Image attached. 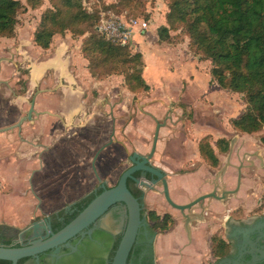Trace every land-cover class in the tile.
Listing matches in <instances>:
<instances>
[{
	"label": "rangeland",
	"instance_id": "1",
	"mask_svg": "<svg viewBox=\"0 0 264 264\" xmlns=\"http://www.w3.org/2000/svg\"><path fill=\"white\" fill-rule=\"evenodd\" d=\"M170 1L82 0L83 8L96 15L99 24L103 18L116 17L147 21L146 33L141 35L136 27L129 45L133 52H141L142 77L150 88L132 90L126 76L133 68L104 73L106 68L97 59L98 55L82 51L83 42L95 31V26L83 35L73 34L69 29L58 32L49 49H43L35 45L34 33L44 13L55 10L59 1L20 0L22 6L13 35L0 36V129L16 124L27 114L34 95L46 85L43 81H49L46 87H56L54 93L44 94L43 99L58 91L56 85H61L58 81L64 80L57 67L49 66L37 80L39 84L32 83V72L40 64L60 56L76 80L87 81L83 89L72 93L69 110H74L75 115L71 126L65 129L59 124L57 129H49L52 124L46 123V132H41L42 147H45L43 143L48 144L47 148L56 145V161L52 155L54 150H41V155L36 152L35 157L49 159L50 169L47 175L40 176L38 188L31 187L27 180L0 179L2 192L14 193L20 188L28 195L39 196L32 197L34 201L31 209L23 214L22 224L51 215L99 185L92 164L97 151L109 142L113 128L112 143L100 152L95 165L101 182L114 186L120 174L131 166L128 156L132 152L141 156L149 154L157 122L162 126L151 162L166 172L174 201L190 202L215 189L219 193L234 190L241 176L237 193L223 201L215 198L205 201L208 206L205 221H194L191 239L184 230L181 211L166 202L162 187L156 186V191L145 189V208L154 209L160 215L168 211L174 218L173 227L155 237L157 264H182V261L208 264L211 261L209 236L216 230L222 234L227 216L239 220L264 211V126L256 132L245 133L233 125L246 111V96L219 85L212 75V60L192 48L184 24L171 27L167 39L160 38V26H169ZM107 67L113 69L111 65ZM56 98L64 99L63 92ZM25 126L32 130V136L28 134L32 141L33 135L39 133L34 128L36 123L27 122ZM16 132L17 128L0 131V147L6 151L5 164L18 163L16 154L12 153L17 142L7 138ZM220 138L230 142L228 153L218 151L216 141ZM201 141L213 146L220 160L217 167L201 155ZM11 184L16 185L15 190ZM163 246L170 247L164 250Z\"/></svg>",
	"mask_w": 264,
	"mask_h": 264
},
{
	"label": "trees",
	"instance_id": "2",
	"mask_svg": "<svg viewBox=\"0 0 264 264\" xmlns=\"http://www.w3.org/2000/svg\"><path fill=\"white\" fill-rule=\"evenodd\" d=\"M58 1L55 10L46 11L42 16L34 33L35 45L48 49L58 32L69 29L73 34L83 35L84 31L95 26V31H91L83 42L82 51L92 56L97 54V59L106 68L104 73L124 67L133 68L126 76L131 89L149 90V84L142 77L141 52H133L130 45L107 39L98 30L97 16L83 8L82 0ZM21 6L20 0H0V36L13 35ZM169 8V26H160V38L167 39L171 27L184 24L191 37L192 48L212 60V75L219 85L246 96V111L233 121V125L245 133L260 130L264 126V0H171ZM91 74L94 75L93 72ZM216 146L220 152L226 153L230 142L220 138ZM199 150L211 166L219 165L220 160L211 143L201 141ZM103 190L100 188L95 194L75 202L69 210L52 214L55 218L54 230L58 231L68 224ZM142 214L150 217L153 228L159 233L168 231L174 224L171 214L161 216L155 211L146 213L144 210ZM92 236L94 239H105L103 249L108 253L106 258H96L92 262L110 264L122 234L114 236L106 230L97 229ZM211 240L213 252L220 253V246H224L222 237L214 234ZM132 256L130 253L127 264ZM10 263L0 260V264Z\"/></svg>",
	"mask_w": 264,
	"mask_h": 264
},
{
	"label": "flooded vegetation",
	"instance_id": "3",
	"mask_svg": "<svg viewBox=\"0 0 264 264\" xmlns=\"http://www.w3.org/2000/svg\"><path fill=\"white\" fill-rule=\"evenodd\" d=\"M132 155L129 156V159L131 161V166L129 167H132L134 165V162L131 160ZM150 165L157 168L163 174V177L160 178L155 174H151L149 172H144L141 170L133 172L132 175L138 179H142L145 177L153 185V188L140 186L138 185L137 182H135L131 178H128L127 180L128 188L131 190L134 196H136L139 199L141 203L142 206L141 213L143 210L146 211V213H148L149 211H155L154 209L147 210V208H145L143 205L144 188L150 189L151 191H156V186H161L162 187L161 194L163 195L166 202L171 207H173L167 201L164 195V187L162 184V180L163 178L167 179V175L165 171H163V169L160 166L151 162V160H150ZM103 185H105V188L109 187L103 182H100L98 187L94 189V191L87 194L86 196H89L90 194H95L100 188H103L102 187ZM169 185L170 184L168 182V189H169ZM169 193H170V189H169ZM206 200L207 199H205L203 202L199 204H196L190 210H185V212L181 211L184 220L183 227L189 239H191L193 234V230L191 228H193L194 221L200 222L205 220V214L208 208V206H206L205 203ZM179 204H185V203H179ZM71 207L72 205H69L63 208L62 210H69L71 209ZM109 213H111V215L117 221L118 220L120 221L122 218H124L125 219L124 225L126 226V222H127L126 205L121 201L116 202L107 210V212L103 216L98 218V220L89 227V229H91V234H88L87 232L80 233L75 237H73L72 239L68 240L65 244L60 245L58 249H49L47 251H44L40 253L37 258L36 257L23 258L25 260L21 264H94L92 262L93 259L96 258L98 259L100 257L106 258L108 253L105 252V250L103 249L104 247L103 243L105 239L103 237L94 239L92 236L93 232L96 231L97 229H103L111 233L112 235L117 236L119 234L123 235V232L125 230V226H124L123 232L120 233L119 230H115L114 228H107L101 223L103 218H105ZM165 214H171V213L165 211L163 215ZM51 215L48 216L50 218L49 222L51 223L53 231L57 232L54 230L53 227L55 218H53ZM115 215H117V217ZM144 217H146L148 223L147 225L144 223L140 227L136 242L130 252L132 253L133 256L129 264H145L146 262H152L153 264H157V258L155 255V248H154L155 237L157 235H161L162 233L157 232L153 228V221L150 219V217L147 216ZM225 220L226 221L224 223L223 230L221 232L222 234H219L218 233L219 231L214 233L222 237V240L224 241V246L222 245L220 246L219 249L220 253L218 254L214 253L212 249V240H211V237L214 234L210 237L209 247H210L211 261L208 264H264V211L257 212L248 218L246 217L245 219H239L237 220V222L231 221L232 220L231 215L227 216ZM19 234H20L19 231L2 229L0 230V242L5 243L6 245H11L13 240H17L19 238ZM28 235L29 232H27L25 236L27 237ZM21 260H19L18 263Z\"/></svg>",
	"mask_w": 264,
	"mask_h": 264
},
{
	"label": "water",
	"instance_id": "4",
	"mask_svg": "<svg viewBox=\"0 0 264 264\" xmlns=\"http://www.w3.org/2000/svg\"><path fill=\"white\" fill-rule=\"evenodd\" d=\"M34 100L35 98H33L32 101L30 102V108L26 116L21 117L16 124L6 127L5 129H0V131L13 129V128H20L24 121L32 120L33 113L35 112ZM161 126L162 124L160 122H157L153 143L149 154L146 156H141L135 151L132 152L130 155L133 154L131 160L134 162V165L132 167L127 168L120 174L121 176L118 182L114 186L105 188V185H103L102 187L104 188V190L101 193L97 194L74 219H72L68 224H66L63 228H61L57 232L53 231L51 223L49 222L50 218L48 216L33 221L27 228L23 230L16 229L6 224H0V230L3 229V230L20 232L19 238L17 240H13L11 245H6L5 243L0 242V260H7L11 262L10 264H17L18 261L23 258L26 257L37 258L38 255L44 251H47L49 249H58L60 245L65 244L68 240L72 239L73 237H75L80 233L87 232L88 234H91V229H89V227L92 224H94L98 220V218L103 216L113 204L121 201L125 203L127 208L126 226L124 225L125 224L124 218H122L120 221L119 220L117 221L111 215V213H109L105 218H103L101 223L107 228H114L115 230H119L120 233L123 232L125 226V230L118 244V247L115 251V254L112 258L111 264H127L129 254L136 242L140 227L144 223L146 225L148 223L146 217L142 216L141 213L142 206L139 199L136 196H134V194L128 188L127 180L128 178H131L135 182H137L138 185L140 186L153 188V185L145 177L142 179L135 178L132 175L133 172L141 170L144 172L155 174L160 178L163 177V174L157 168L150 165V160L154 156V153L157 149L159 131ZM113 135H114V128L109 142L103 145L97 151L93 160L92 167L99 182H101L102 179L100 178L97 172L95 162L100 152L107 145L112 143ZM240 180H241V176L239 174L238 184L234 190H224L222 193H219L218 190L215 189L209 193L199 195L192 201L185 204H179L173 201L169 193L168 182L166 178H163L162 184L164 187V195L167 201L174 208L182 212H185V210H190L193 206L203 202L205 199L215 198L218 200H224L229 195L237 193L240 188ZM103 183L105 184L104 181ZM97 187H95L94 189H96ZM94 189L92 191H94ZM145 189L146 188L143 189V193ZM82 198L78 199L77 201L81 200ZM75 202L69 205H73ZM63 208L57 211H60ZM231 221L237 222V219H232ZM27 232H29V235L26 237L25 235Z\"/></svg>",
	"mask_w": 264,
	"mask_h": 264
},
{
	"label": "crops",
	"instance_id": "5",
	"mask_svg": "<svg viewBox=\"0 0 264 264\" xmlns=\"http://www.w3.org/2000/svg\"><path fill=\"white\" fill-rule=\"evenodd\" d=\"M146 31H140V34H145ZM134 37V35H133ZM49 49V48H48ZM59 49L62 51L63 47H59ZM60 62L58 61L56 63V59L52 58L48 61H53L54 64L49 65L51 67H57L55 69L60 70V76L61 79L64 81H58L61 83V85L58 83L56 85L59 87L58 91L55 92V94H49L47 99H43L42 96L46 93H54L55 86L54 87H46L47 84H49V81H43L44 85L42 88L39 89L37 95H34V109L35 112L33 114L32 120H26L22 123L20 128H17V132L15 134L10 133L7 135V138L11 139L12 141H16L18 145L17 147H14L12 149L13 155L16 154V158L18 160V163L16 165L12 164V162H9L8 164H5L3 161V157L6 155V151L4 152L3 148L0 147V179L1 181H13L18 182L19 180H27L28 183H30L31 187L38 188L39 181L42 180L40 176L47 175V171L50 172L48 161L49 159L41 158V156H34L36 152L41 155V150H54L53 160L56 161V154H55V148L51 144V147H46L48 144L43 143L45 147H42L41 142L39 140L41 139V132L45 131L47 127L45 124H52V127L50 126L49 129H52L55 127L57 129L58 125L64 126L65 129H68V127L71 126V124L74 122V110H69V103L71 99H73L72 93H76L79 91V88L83 89L82 87L86 86L87 81H80L76 80L75 76L71 74L69 70H66V64L63 59H61L60 56H58ZM55 59V60H54ZM47 61V62H48ZM44 64V63H42ZM57 64V65H56ZM63 64V67L60 66ZM48 66V67H49ZM46 67V68H48ZM86 71V70H85ZM83 71V73L85 72ZM80 76V74H79ZM40 78V77H39ZM82 80V79H81ZM40 81L33 82V84L38 85ZM56 82V81H55ZM65 82V85L63 83ZM70 89V90H69ZM82 91V90H81ZM60 92H63L64 99H58L56 98V95L60 94ZM26 116V115H25ZM23 117V116H22ZM27 122H33L36 123V126L34 127L39 133L35 136L33 135L32 141L30 140V132L32 130L30 128H27L28 126H25ZM44 124V125H43ZM55 125V126H54ZM43 126V129H42ZM56 131V130H55ZM12 132V131H11ZM46 132V131H45ZM52 139V138H51ZM159 140V138H158ZM8 153L11 152V150H7ZM30 164V165H29ZM21 167V168H20ZM16 168V170H14ZM18 168H20L18 170ZM31 168V169H30ZM28 171V172H27ZM22 175V176H21ZM6 176V178H5ZM23 178H21V177ZM11 177V180H9ZM3 178L5 180H3ZM44 180V179H43ZM33 183V184H31ZM38 183V186H37ZM4 186V185H3ZM12 187L15 188V184H11ZM36 192L38 190H35ZM32 197L38 198L39 196L35 193L33 195H28L25 193L23 189H18V191H15L14 193H5L1 190V184H0V224H6L9 226H12L16 229L23 230L27 228L29 224L24 225L21 221H23V217L26 214L28 210L31 209V202ZM29 199V200H28ZM28 201V203H27ZM75 202V201H73ZM72 202V203H73ZM71 204V203H70ZM37 207V205H36ZM44 208L43 206H40V208ZM24 214V215H23ZM49 216V215H47ZM41 219V218H39ZM37 220V219H35ZM33 220V221H35ZM32 221V222H33ZM205 221V220H204ZM31 222V223H32ZM217 232V230L215 231ZM214 232V233H215ZM214 233H212L209 237H211ZM170 247V246H169ZM169 247L163 246V249L166 250ZM183 262V263H182ZM182 264H189L188 261L184 262L182 261ZM199 263V261H198ZM191 264V263H190ZM201 264V263H200Z\"/></svg>",
	"mask_w": 264,
	"mask_h": 264
},
{
	"label": "built area",
	"instance_id": "6",
	"mask_svg": "<svg viewBox=\"0 0 264 264\" xmlns=\"http://www.w3.org/2000/svg\"><path fill=\"white\" fill-rule=\"evenodd\" d=\"M138 27L144 31L148 28V23L145 20L132 19L131 21L119 17L112 19H102L99 24L101 31L107 39L119 41L122 45L131 44L135 28Z\"/></svg>",
	"mask_w": 264,
	"mask_h": 264
},
{
	"label": "bare ground",
	"instance_id": "7",
	"mask_svg": "<svg viewBox=\"0 0 264 264\" xmlns=\"http://www.w3.org/2000/svg\"><path fill=\"white\" fill-rule=\"evenodd\" d=\"M55 59H56V63H57L59 61L58 57H56ZM52 64H54L53 61H48V62H45L44 64H40L39 66L35 67L33 72H32L33 82H36L39 79V77L42 75V73L44 72L46 67H48L49 65H52Z\"/></svg>",
	"mask_w": 264,
	"mask_h": 264
}]
</instances>
